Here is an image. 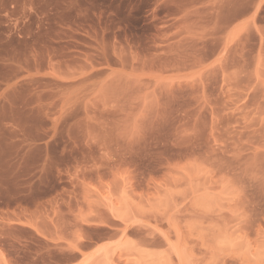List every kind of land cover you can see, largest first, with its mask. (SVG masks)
Returning a JSON list of instances; mask_svg holds the SVG:
<instances>
[{"label":"rangeland","instance_id":"obj_1","mask_svg":"<svg viewBox=\"0 0 264 264\" xmlns=\"http://www.w3.org/2000/svg\"><path fill=\"white\" fill-rule=\"evenodd\" d=\"M0 264H264V0H0Z\"/></svg>","mask_w":264,"mask_h":264}]
</instances>
